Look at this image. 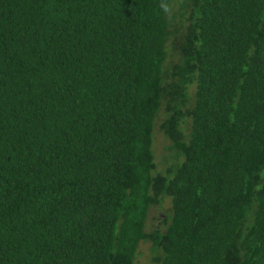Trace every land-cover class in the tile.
I'll use <instances>...</instances> for the list:
<instances>
[{"label":"trees","instance_id":"1","mask_svg":"<svg viewBox=\"0 0 264 264\" xmlns=\"http://www.w3.org/2000/svg\"><path fill=\"white\" fill-rule=\"evenodd\" d=\"M174 2L0 0V264H264V0Z\"/></svg>","mask_w":264,"mask_h":264},{"label":"rangeland","instance_id":"2","mask_svg":"<svg viewBox=\"0 0 264 264\" xmlns=\"http://www.w3.org/2000/svg\"><path fill=\"white\" fill-rule=\"evenodd\" d=\"M183 0H177V3L174 2L171 6L170 15H171V25L173 26V29L176 31L180 30V32H176L173 36H171L169 40L168 45V51H169V57L168 62L174 63L177 62L179 59V52L175 49V46L178 42H180L181 38V30L183 23L185 21L184 18H181V2ZM178 16L174 18L173 15ZM184 20V21H183ZM195 92V86H193L190 89V95L191 97L194 96ZM165 117L164 110L161 111L158 119L156 120V126H155V134H154V143H153V151L155 154L156 162L158 163V170H163L167 167L169 163V158L171 154L173 153V150H171L170 145L171 141L165 136L164 132L160 128L161 122L163 121ZM190 124L184 125V131L188 133ZM171 203L170 199L166 200L164 205L162 207H153L150 211L149 220H148V228L147 230H152L155 226V224L160 223L166 215V213L169 210ZM160 251V250H157ZM154 252L152 249V243L151 242H143L139 247V255L136 258L135 264H158L153 260L154 256L161 255L158 252Z\"/></svg>","mask_w":264,"mask_h":264}]
</instances>
